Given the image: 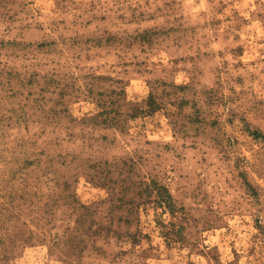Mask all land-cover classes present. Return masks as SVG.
<instances>
[{"label":"rangeland","instance_id":"obj_1","mask_svg":"<svg viewBox=\"0 0 264 264\" xmlns=\"http://www.w3.org/2000/svg\"><path fill=\"white\" fill-rule=\"evenodd\" d=\"M0 264H264V0H0Z\"/></svg>","mask_w":264,"mask_h":264},{"label":"trees","instance_id":"obj_2","mask_svg":"<svg viewBox=\"0 0 264 264\" xmlns=\"http://www.w3.org/2000/svg\"><path fill=\"white\" fill-rule=\"evenodd\" d=\"M163 196H164V201H166L168 203L167 205L171 206L172 197H171V194L169 193V191L167 189H166V195H163Z\"/></svg>","mask_w":264,"mask_h":264}]
</instances>
